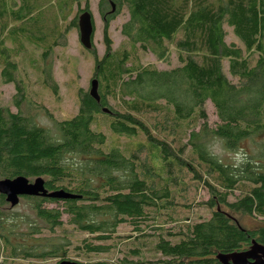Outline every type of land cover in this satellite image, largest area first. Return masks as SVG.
Listing matches in <instances>:
<instances>
[{
  "label": "trees",
  "instance_id": "16d2710c",
  "mask_svg": "<svg viewBox=\"0 0 264 264\" xmlns=\"http://www.w3.org/2000/svg\"><path fill=\"white\" fill-rule=\"evenodd\" d=\"M20 1L22 7L14 11L0 0V75L4 83L15 84L19 109L0 108V179L42 178L49 192L63 190L77 198H21L30 202L36 220L20 233L21 223L11 219V205L0 194V237L11 264H51L63 257L72 243L43 234L62 230L64 216L97 241L111 240L124 224L146 239L144 229L159 217L173 220L176 197L191 184L208 187L210 200L204 205L211 216L165 237L157 235L153 250L163 264H220L218 256L248 251L253 241L264 246V145L237 166L224 164L210 148L218 140L226 150L237 151L264 134V0H99L106 52L98 58L94 37L93 49L85 50L94 56L100 101L90 90H80L77 114L54 120V131L38 125L31 110L21 109L26 101L33 104L19 79L15 53L41 42L42 36L23 32L26 39L17 42V50L7 47L5 35L12 31L4 22L6 12L16 23L38 21L28 1ZM124 10L125 43L113 50L110 24ZM85 11L91 13L88 3L71 21L73 27L79 28ZM225 26L245 52L227 44ZM174 50L176 68L159 70L139 62L140 52L169 62ZM226 61L230 77L224 72ZM48 70L44 83L57 94ZM208 102L219 119L215 129L208 124ZM103 125L120 138L140 141L108 147ZM48 203L62 208L48 209ZM238 215L261 219L263 225L245 228ZM75 248L86 255L107 250L87 240Z\"/></svg>",
  "mask_w": 264,
  "mask_h": 264
},
{
  "label": "rangeland",
  "instance_id": "374dc122",
  "mask_svg": "<svg viewBox=\"0 0 264 264\" xmlns=\"http://www.w3.org/2000/svg\"><path fill=\"white\" fill-rule=\"evenodd\" d=\"M15 1L16 4H13L11 0H7L8 8L19 11L22 3L20 0ZM27 1L28 5L32 7L33 17H36L38 21L33 25L28 22L16 23L13 20L12 13L10 11L6 12L4 22L8 26V30L12 31L5 35L6 44L7 47L16 48L17 50V42L21 43L26 39L23 32L33 33L38 39L39 36H42L41 42L28 43L25 45V49L18 50L15 53L19 67V79L24 86L27 100L33 104L32 106L26 101L22 103L21 109L24 113H28L31 110L38 125L54 131V120H70L77 114L79 109L78 93L80 90L89 91L91 81L94 79V56L82 46L79 28L73 27L71 21L75 19L79 10L86 8L88 3L95 23L94 44L99 59L106 52L103 33L104 21L98 9L99 0H79L78 3H75L76 1L71 2V0ZM114 9L116 11V8ZM127 20L128 14L124 10L110 24L109 37L113 44V50L119 49L125 43L121 28ZM225 30L227 33V44H234L245 52L244 46L235 37L233 30L228 26H225ZM55 41H58V44L54 46ZM42 51L51 52L45 58L42 56ZM139 62L146 66H154L159 70H169L180 66L175 50L169 62L159 61L151 53L142 52L139 53ZM48 69H51V75L58 87L57 94L44 83L45 70L49 72ZM224 72L229 76L227 61L224 63ZM16 94L15 84L4 83L0 75V108L9 109L13 113L18 112ZM44 109L50 114L45 113ZM206 113L209 127L215 129L219 124V119L215 107L210 102L207 103ZM201 126L197 128V132L200 131ZM101 130L108 136V147L121 143V146L125 148L131 143L140 141L120 138L112 134L106 125H103ZM210 145L211 151L224 164L237 166L247 159V156L257 155L261 145H264V134L255 137L254 140L246 141L237 151L226 150L222 142L218 140L211 141ZM238 156L240 158L239 161L237 159ZM190 180V178H187L186 182L189 183ZM212 183L214 184V182ZM190 187L188 192L177 195L175 213L170 212V215L174 217L173 220H170L169 216L159 217L156 223H152L151 228L144 229L143 235H145L146 239L140 238V233L135 232L128 224H124L119 226L116 233L111 235V240L97 241L88 233L78 231L71 226L68 217L64 216L63 229L59 230L56 235L50 236L44 232L43 237H55L58 242L63 241L64 244L71 242L72 246L69 249L66 247L67 252L65 255L63 254V257L60 255V257L49 262L55 264L58 261L67 260L83 264H123L124 262L125 264H163L161 255L153 250L154 244L152 241L157 239V235L165 237L167 232H179V227L208 220L211 216L210 211L204 205L210 200L208 187L200 186L195 189L193 184ZM235 195L238 197L239 192H236ZM45 207L48 209H61L62 204L48 203ZM8 214L11 219L21 223L20 229H17L20 233H26L27 226L36 220L29 201H21L18 206L8 208ZM236 217L248 229H257L263 225L261 219L239 215ZM84 240L94 245H102L107 250L94 255H86L75 250L76 245H80L81 241ZM3 246L4 241L0 237V264L13 263L4 255Z\"/></svg>",
  "mask_w": 264,
  "mask_h": 264
},
{
  "label": "water",
  "instance_id": "95a60500",
  "mask_svg": "<svg viewBox=\"0 0 264 264\" xmlns=\"http://www.w3.org/2000/svg\"><path fill=\"white\" fill-rule=\"evenodd\" d=\"M115 10V9H114ZM113 10V11H114ZM80 42L86 50L93 49V37L95 33L93 15L85 11L78 21ZM99 82L97 79L91 81L90 95L100 101ZM106 111V110H104ZM0 194L6 197L7 203L12 208L20 204L21 198L37 197L55 200H69L77 197L65 191L49 192L46 189L45 181L42 178L30 182L26 177H18L15 179H0ZM252 247L245 252L234 253L232 255L218 256L220 264H264V246L253 241ZM60 264H79L72 261L64 260Z\"/></svg>",
  "mask_w": 264,
  "mask_h": 264
},
{
  "label": "clouds",
  "instance_id": "9594fccd",
  "mask_svg": "<svg viewBox=\"0 0 264 264\" xmlns=\"http://www.w3.org/2000/svg\"><path fill=\"white\" fill-rule=\"evenodd\" d=\"M237 159H238V161H239V159H240L239 156L237 157Z\"/></svg>",
  "mask_w": 264,
  "mask_h": 264
}]
</instances>
